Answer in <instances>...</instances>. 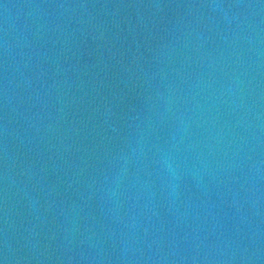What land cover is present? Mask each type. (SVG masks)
Wrapping results in <instances>:
<instances>
[{
	"label": "water",
	"instance_id": "water-1",
	"mask_svg": "<svg viewBox=\"0 0 264 264\" xmlns=\"http://www.w3.org/2000/svg\"><path fill=\"white\" fill-rule=\"evenodd\" d=\"M0 264H264V0H0Z\"/></svg>",
	"mask_w": 264,
	"mask_h": 264
}]
</instances>
